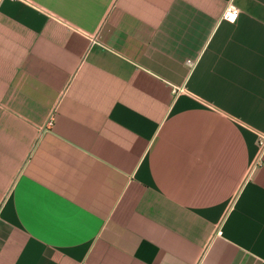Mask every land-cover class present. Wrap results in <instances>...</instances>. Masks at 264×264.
<instances>
[{
    "label": "crops",
    "instance_id": "obj_1",
    "mask_svg": "<svg viewBox=\"0 0 264 264\" xmlns=\"http://www.w3.org/2000/svg\"><path fill=\"white\" fill-rule=\"evenodd\" d=\"M262 138L264 0H0V264H264Z\"/></svg>",
    "mask_w": 264,
    "mask_h": 264
},
{
    "label": "built area",
    "instance_id": "obj_2",
    "mask_svg": "<svg viewBox=\"0 0 264 264\" xmlns=\"http://www.w3.org/2000/svg\"><path fill=\"white\" fill-rule=\"evenodd\" d=\"M237 16L238 10L232 4H228L222 13V18L229 22H233L237 18ZM188 64H191V62L188 61ZM260 144L264 146V138H262Z\"/></svg>",
    "mask_w": 264,
    "mask_h": 264
}]
</instances>
